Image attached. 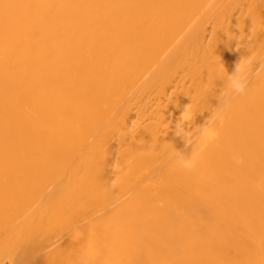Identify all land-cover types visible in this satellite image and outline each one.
<instances>
[{"label": "bare ground", "instance_id": "6f19581e", "mask_svg": "<svg viewBox=\"0 0 264 264\" xmlns=\"http://www.w3.org/2000/svg\"><path fill=\"white\" fill-rule=\"evenodd\" d=\"M0 264H264V0H0Z\"/></svg>", "mask_w": 264, "mask_h": 264}, {"label": "clouds", "instance_id": "9594fccd", "mask_svg": "<svg viewBox=\"0 0 264 264\" xmlns=\"http://www.w3.org/2000/svg\"><path fill=\"white\" fill-rule=\"evenodd\" d=\"M231 87H233L236 91H242L243 90V84L241 83L240 79L233 78L231 80Z\"/></svg>", "mask_w": 264, "mask_h": 264}]
</instances>
